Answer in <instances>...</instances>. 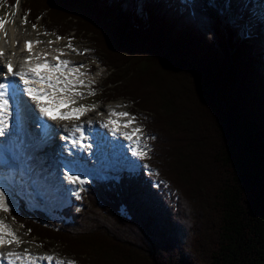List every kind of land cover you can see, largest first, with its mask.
<instances>
[{
    "label": "trees",
    "instance_id": "16d2710c",
    "mask_svg": "<svg viewBox=\"0 0 264 264\" xmlns=\"http://www.w3.org/2000/svg\"><path fill=\"white\" fill-rule=\"evenodd\" d=\"M19 2L43 34L89 47L105 100H130L152 138L155 172L91 182L54 216L21 202L30 239L76 264H264V48L208 0Z\"/></svg>",
    "mask_w": 264,
    "mask_h": 264
},
{
    "label": "snow or ice",
    "instance_id": "6c2138e0",
    "mask_svg": "<svg viewBox=\"0 0 264 264\" xmlns=\"http://www.w3.org/2000/svg\"><path fill=\"white\" fill-rule=\"evenodd\" d=\"M4 21L0 20V28L4 26ZM25 23L27 20L25 18ZM37 25L33 24V28H36ZM58 40L64 39L63 37L58 36ZM73 37L68 38L67 48L76 51L72 44ZM43 43L42 41H27L26 49L30 55L25 59L23 65L19 71H14V66L11 61L7 65H0V69H6L4 75L7 76L11 74L14 77H19V82H22L24 87L19 86V82L8 80L7 82L0 83V136L5 134V129L9 128L13 122V116L15 114V124L19 127L22 122L25 112L28 110V102L23 100V96L31 98V101L38 106L39 113L43 117L49 118L53 121L57 119L69 120L75 117L79 119L81 115L85 114L89 107L95 108V105L87 106L82 105L78 108L72 109L70 112H59V109L67 107L69 104H75L76 100L65 97H59L57 94H67L69 92L74 93L80 97H83V92L78 91L79 88L84 86V81L80 77L84 73L80 72L81 68L86 67L83 64L77 65L75 67H69L72 63L68 60H62L61 56L65 55L63 50L57 49L59 53L54 59L56 63H51L47 57L51 55L49 52H43L39 54L33 53V45ZM49 44L55 43V41H48ZM80 54V53H77ZM0 55H3L0 51ZM35 61V62H34ZM73 77H76L73 79ZM43 85V87H36V85ZM95 91L89 92V95H95ZM47 101V103H45ZM111 116L117 117H129L128 121L123 124V127L128 128L132 123L135 122L136 118L131 116L129 112H116L113 110L110 114ZM89 124L92 121L88 122ZM113 125V131L118 132L120 130V122L118 120L109 119L107 123L103 126L107 128L109 125ZM140 128H134L131 132H124V136L128 140H132L134 136H137L141 133ZM83 132L82 126H76L72 133ZM154 138V137H153ZM65 140H68L69 137H64ZM84 137L81 135L80 141H83ZM72 144L78 143L77 140H71ZM85 148L91 147V145H83ZM138 155L146 156V152L137 153ZM65 167L68 171L65 173L66 179L71 182L73 185L79 183L84 185L87 183L86 180L81 178V175L71 174L73 172L74 163L73 161H68L65 164ZM79 191H84V188L81 187ZM8 189L6 187H0V210L8 212L14 208L13 199ZM11 206V207H10ZM31 230L29 229V232ZM7 237H11L8 239ZM22 243L19 236L16 233L8 228L2 219H0V246L10 245L12 243ZM3 256V253H0V257ZM7 256L9 258L23 259L25 256L29 261L34 259H42L47 261H52L56 259L52 255H44L41 257L32 256L28 250H25L24 253H14L8 252ZM59 264H75L74 261H60Z\"/></svg>",
    "mask_w": 264,
    "mask_h": 264
},
{
    "label": "bare ground",
    "instance_id": "6f19581e",
    "mask_svg": "<svg viewBox=\"0 0 264 264\" xmlns=\"http://www.w3.org/2000/svg\"><path fill=\"white\" fill-rule=\"evenodd\" d=\"M225 1V0H224ZM223 1V2H224ZM249 8H252V6H254L257 10H255L254 12L259 16V18H257V15L255 17V21L254 22H259L258 25H255L254 22L252 25L251 24V34L253 38H256L258 40L260 39H264V26L261 25L260 23H264L263 19L264 18V0H251V2L249 3ZM219 9L220 12L224 13V8H217ZM227 11V8H226ZM244 12V10H243ZM251 14L249 11L248 13H246L247 15V19H245L248 22V15ZM22 15V10L20 9L18 11V18H20ZM1 16V15H0ZM254 20V19H253ZM261 21V22H260ZM20 20L18 21L17 19L14 21L13 26H12V30H11V36H9L10 38H8L7 36V32H8V24L4 23V26L2 28H0V51H2L3 55H0V65H7V63L9 61H11L13 63L14 66V71H19L21 66L23 65L25 59L30 55V53L27 51L26 49V42L27 41H37L36 37H30V36H26V35H21L18 34V26L20 25ZM244 29V28H243ZM10 35V34H8ZM40 41V40H39ZM70 50V49H69ZM69 50H67V54L69 56ZM43 52H49L46 51L43 48V45L40 44H35L33 45V53L35 54H39V53H43ZM51 53V55H49L47 57V59L51 62V63H56L55 61V57L59 54L57 53H53V52H49ZM63 55L61 56L62 60H68L71 61V58L69 56ZM74 55V54H73ZM54 57V58H53ZM53 58V61H51V59ZM35 62V61H34ZM72 63L69 65V67H75L77 65H79L78 63H76L75 60L71 61ZM75 62V63H74ZM4 71H6V69H0V80L3 81L4 80ZM82 71H86V69H80V72ZM11 74H8L7 76H9ZM76 77H73V79H75ZM36 87H43V85H39L37 84ZM84 87H81V89L83 90ZM80 89V88H79ZM78 89V91H79ZM80 89V92H81ZM59 97H67L70 99H74L76 100L78 97L77 95H75L74 93H67L66 94H62V93H58L57 94ZM29 101V107L32 109V111L34 113H37L38 108L36 107L37 105L31 101V98L27 99ZM45 103H47V101H45ZM87 101L85 102H80L79 101V105H86ZM122 105H124L123 103H117V104H106V106L104 108H97L95 110H91L90 108H88V110L86 111L85 116L81 115L80 118L77 120L75 119V117H73L72 119L69 120H61V124L62 126L60 127L59 125H55V132L58 134V138L57 141L60 142L64 139V137H69L68 140H65V142L71 143V140L75 139L78 141L77 144H79V147H83V145H86L87 143H92L93 142V146L89 147L90 151L92 152L94 151V148L97 152H99V154H102L103 151L106 150V147H104V142L105 141H110L112 142L115 138V135L113 133V129L112 126L113 125H109L107 128H105L103 125L105 123L108 122L109 119H113V120H123V123H126L129 119V117H117V116H111V112L113 110H115L116 112H125V110H120V107H122ZM28 107V108H29ZM72 109H74L73 106H71V104H69L67 107L65 108H61L59 109V112H70L72 111ZM130 113V111H129ZM89 114V115H88ZM31 111L27 110L25 112V116L23 119V124L25 126H29L30 125V120H31ZM92 121L91 124H89L88 122ZM101 123V124H100ZM76 126H82L83 128V132H76V133H72V130L76 127ZM98 127H100V131L98 132ZM137 128V126L135 125V123H132L127 129L128 131L130 129H134ZM54 132V133H55ZM62 134H64V136H62ZM105 134H107L108 136L106 137ZM81 135H83L84 139L83 141H80V137ZM141 140L143 141V145L141 146V150L144 149V140L143 138H141ZM97 141H99V144L97 143ZM140 144V142H137V140L134 142V147L135 149L138 148V145ZM24 152H25V148H24ZM122 152L121 149H118L117 154H120ZM20 157H24L23 153L19 154ZM83 161L84 158H81ZM100 159H96L95 163L99 164ZM92 165V164H91ZM17 166H19L17 164ZM33 169V172L31 174L32 177H34L35 179H39L42 178L43 180H47L49 182H51V184H55L56 187L59 186V188L61 189L62 187H60V183L62 181L66 182V176L62 173L61 170L58 169L57 165L54 164V158H53V153L50 151H46L43 152L42 154H37L35 155L34 161L30 167V172ZM22 170V169H21ZM20 170V171H21ZM20 171H18L17 173H20ZM71 174H77V175H81V178L87 177V178H92V177H97L98 174L90 169H84V168H73V172ZM17 178V174H16V170L14 168H0V187H6L7 189H9V187H13V182L16 180ZM24 178V177H23ZM40 180V179H39ZM65 190H67V188H65ZM48 194V193H47ZM49 196H55V195H50ZM0 219L4 220V215L0 214ZM6 224V223H5ZM7 225V224H6ZM8 228H10V226H8ZM17 236H19L18 234H16ZM8 239H11L10 237H7ZM24 242V241H23ZM12 244L10 245H4V246H0V253H3V256L0 257V264H59L60 261L54 262V260L52 261H47V260H42V259H34L32 261H29L27 259V257L25 256L23 259H16V258H9V259H5V257L7 256L8 252H18V253H23V250H20L22 248L21 247L13 250ZM32 256L34 257H40L37 256L38 253L37 251H30L29 252ZM57 255H55L54 257H56Z\"/></svg>",
    "mask_w": 264,
    "mask_h": 264
},
{
    "label": "rangeland",
    "instance_id": "374dc122",
    "mask_svg": "<svg viewBox=\"0 0 264 264\" xmlns=\"http://www.w3.org/2000/svg\"><path fill=\"white\" fill-rule=\"evenodd\" d=\"M209 2L214 6V7L212 6L214 9H216L218 7L219 8H222V7L224 8V10H225L224 13L220 12V14H219L220 15L219 17L223 18L224 14L226 13V8H227V5L225 4L226 1H224L223 4H219V5H216L214 0H209ZM246 2H247L246 3V8H245L244 12H242V14L240 15L242 18L240 17L238 19H235L234 22H236V24L242 23L240 27L244 28L243 29V36L245 38H247V35H248V38H250L248 40L250 42H252L253 44H256L258 39L252 37V34L250 32L251 31L250 27H251V24L254 25L256 23L255 25H258L259 22L258 23L254 22V21H248L247 22L245 20V19H247L246 13H248V11L249 12L252 11L249 8L250 7L249 3L251 2V0H248ZM17 4H19V3H17ZM252 7H253V11L257 10V8L254 9L255 8L254 6H252ZM20 9L21 8H19L18 10H15V11L13 10L14 12H12V14L8 17L7 15L10 14L9 13L10 11L7 9V6L4 3H0V15H1L0 19L5 17L6 19L4 20V22L5 23H7V22L10 23V24H8L9 25L8 26V32H7L8 38H10L9 36H11V30H12V26H13L14 21L16 19L18 21L20 20V18H18V11ZM228 16H229V18L227 19V21L225 23H228L229 21L231 22V14H228ZM261 19H263V21H264V18H261ZM253 22H254V24H253ZM19 24L20 25L18 26L19 27L18 28L19 29L18 30V34H20V36L21 35H26V36H30V37H36L37 40H40V41L43 42L41 44L43 45V48L46 51L59 54L56 50L57 49H61V50H63L65 55L67 54V50H69V48L66 47V45L68 43V41L66 39L58 40L53 35L43 34L42 31H41V28H40L41 27L40 24H38V26L36 28H33V26H31L30 24L25 23V19L20 20ZM260 24L264 26L263 22L260 23ZM8 34H10V35H8ZM50 40L51 41H55V43L49 44L48 41H50ZM87 48H89V47L85 43H82V45H79L78 47H76V51H73L72 49H70L69 53H70L71 56H69L68 54H67V56H69L71 58V61L75 60L76 63H78L79 65L83 64V65L86 66V68H88L90 66V63H89L90 59L87 60L86 57L88 56V54H90V50H88ZM77 53H80L81 55L75 56V54H77ZM82 56H84V57H82ZM53 58L51 59V61H53ZM95 64H96V62H95ZM107 76H108L107 72L99 64L97 65L96 72L93 75L81 76V79H83V81L85 82L84 83L85 87H89L90 85H95L94 89L92 91H95L96 94L94 96L93 95H89V92H91V91H85V92H83V94H84L83 97H80V96L79 97L81 99H83V100L90 99L89 101H87V104L93 102V104H91V105H95L96 109L97 108H104L106 106V104L111 105V104H117V103H120V104L121 103H123V104L126 103L125 106L122 105V107H120V110L122 108V110H125V112L131 111V109H132V107L134 105H132V102L130 100L122 99V98H119V99H113L112 98L110 100H105L104 97L107 94L105 92H103L104 91L103 90V82H104V79ZM84 90H85V88H83V90H81V92L84 91ZM77 97H78V95H77ZM104 100H105V102H103ZM98 101H100L101 103H104V104H98ZM91 105H89V106H91ZM93 110H95V109H93ZM134 117L137 119V121H139V118H137L136 116H134ZM139 126H140V128L143 131L145 130L144 129V125L140 121H139ZM143 140L146 143V151L148 152V150L150 148L149 147V138L147 137L145 132L143 134ZM144 147H145V145H144ZM145 158L148 159V155H146ZM144 166H145V163H143V162H139L138 163V167L143 168ZM134 171H136L135 173H138L139 168H136ZM123 173H124V169L122 171H120V173L118 175H115V177L116 178L120 177V176H122ZM151 173H155V172L151 171ZM30 174H31V172L28 174L27 170H21L20 173H17V178H16L15 181H17L18 183H20V182L21 183L22 182L23 183H27V182L30 181V178L29 177L26 178V176L30 175ZM20 177L21 178L22 177L26 178L25 182H24L23 178L19 179ZM121 178H123V176ZM39 179H38V181H40V185H41L40 190H38L36 188V183H33L30 187H22V186L18 185L15 189H12V190L8 189V193L11 194L12 199H13L14 208L18 205L19 201L24 200L26 202V204L28 205V208L30 209V211L43 210L44 212L48 213L49 215L54 216L56 211L62 209V207L54 206V204L61 203L62 201L54 200L52 202L54 204H51V206L47 205L45 196L41 195L40 193H46V194L48 193L50 195H59V194L63 195V191L73 190L75 192L76 190H75L74 186L71 184V182L62 181L59 184L60 187H62L61 190L56 191V189H60L59 186L56 187L55 184H51V182H49L47 180H43L40 177H39ZM88 183H90V182H87L86 184H88ZM86 184H84L83 187H85ZM65 188H67V190H65ZM8 193H6V196L8 195ZM68 196L71 197V196H74V195H73V193L72 194L69 193ZM14 208L12 210H14ZM0 211H2V210H0ZM1 214L4 215V220H3L4 223H6L7 226H10V229H12L16 234H18L20 239H21V241H22V243H19V244L15 243V242L12 243V246H14L13 250L21 247V245H22V248L20 250H23L22 251L23 253H24L25 250H28V252H30V251L32 252V250H33V251H37L38 253H41V254H42V252H44V250L42 249V247L40 245L35 244V240H31L30 239V237L28 235V232H24V230L22 228V225H20V223L18 225L14 224V219L15 218H14L13 215L7 217V215H6L7 212H4V211H2ZM50 254L53 255V256L57 255L59 258H60V256H62L61 255L62 253H61V251L58 250V248L51 249Z\"/></svg>",
    "mask_w": 264,
    "mask_h": 264
}]
</instances>
